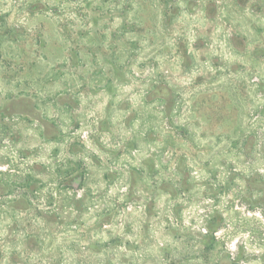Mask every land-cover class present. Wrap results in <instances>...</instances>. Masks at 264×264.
I'll return each instance as SVG.
<instances>
[{"label":"rangeland","instance_id":"obj_1","mask_svg":"<svg viewBox=\"0 0 264 264\" xmlns=\"http://www.w3.org/2000/svg\"><path fill=\"white\" fill-rule=\"evenodd\" d=\"M233 2L0 0V264H264V0Z\"/></svg>","mask_w":264,"mask_h":264},{"label":"trees","instance_id":"obj_2","mask_svg":"<svg viewBox=\"0 0 264 264\" xmlns=\"http://www.w3.org/2000/svg\"><path fill=\"white\" fill-rule=\"evenodd\" d=\"M169 1V0H168ZM220 0H183V2H185V4H186V6H196L197 4H199L200 6H203V8H204V12L206 11H209L210 12V10H216V8H217V4H218V2H219ZM167 1H165V3H166ZM239 0H234V2H233V4H232V6H239ZM234 4H236V5H234ZM230 6H231V4H230ZM231 6V7H232Z\"/></svg>","mask_w":264,"mask_h":264}]
</instances>
